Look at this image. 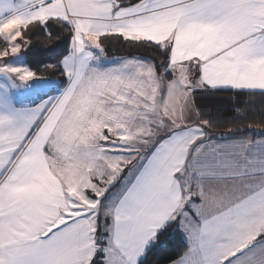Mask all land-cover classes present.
Returning <instances> with one entry per match:
<instances>
[{
    "label": "snow or ice",
    "instance_id": "6c2138e0",
    "mask_svg": "<svg viewBox=\"0 0 264 264\" xmlns=\"http://www.w3.org/2000/svg\"><path fill=\"white\" fill-rule=\"evenodd\" d=\"M51 24L58 81L14 62ZM198 90L264 97V0H0V264H152L175 237L171 264H264V125L191 123Z\"/></svg>",
    "mask_w": 264,
    "mask_h": 264
},
{
    "label": "trees",
    "instance_id": "16d2710c",
    "mask_svg": "<svg viewBox=\"0 0 264 264\" xmlns=\"http://www.w3.org/2000/svg\"><path fill=\"white\" fill-rule=\"evenodd\" d=\"M51 33V35H49ZM28 49L26 61L35 72L38 70L48 71L46 65L57 64L58 59L65 52L68 44L67 31L59 25L51 24L49 29L36 27L26 34ZM107 57H144L154 61L160 66L165 60L164 54L158 50L154 51L147 46L127 45L122 41L104 40ZM36 66H35V65ZM162 71V69H161ZM52 76H61L60 69L51 68ZM193 106L200 119H208L212 122L209 130L217 134H228L229 136L247 135L250 131L243 133H229L230 128L239 127L241 124L251 129L264 125V97L258 94L251 96L248 94L238 95L233 91H217L212 94L203 91H196L192 95ZM185 251V247L180 243L179 237H175L172 243L157 250L151 256L152 264H170L172 260L178 259Z\"/></svg>",
    "mask_w": 264,
    "mask_h": 264
},
{
    "label": "rangeland",
    "instance_id": "374dc122",
    "mask_svg": "<svg viewBox=\"0 0 264 264\" xmlns=\"http://www.w3.org/2000/svg\"><path fill=\"white\" fill-rule=\"evenodd\" d=\"M23 43V42H22ZM27 49H28V44L24 45V47L22 48L21 50V53H23V55L20 56V54H18V57L17 59L14 61L15 63H18V64H24L25 66H29L28 62L26 61V55H24V53H27ZM35 65V64H34ZM36 66V65H35ZM107 66H112L111 64L107 65ZM31 68V67H30ZM48 68V67H46ZM33 70V69H32ZM34 71V70H33ZM51 71V68H48V71H46L44 69V71H41V70H38L36 71L37 75L39 77H42V78H45V79H51V80H55V81H58L59 79H61V76H52L51 74H49ZM50 94H53V93H50ZM27 96V99L24 100L25 103H29L32 99H35L32 95L30 94H25ZM45 99L47 97H44ZM191 99V98H190ZM37 102L39 103V100H37ZM192 108H193V105H192ZM193 112L194 109H192Z\"/></svg>",
    "mask_w": 264,
    "mask_h": 264
},
{
    "label": "crops",
    "instance_id": "0c3cea01",
    "mask_svg": "<svg viewBox=\"0 0 264 264\" xmlns=\"http://www.w3.org/2000/svg\"><path fill=\"white\" fill-rule=\"evenodd\" d=\"M21 55H23V53H21L20 56H21ZM24 55H26V53H24ZM135 57H139V56H135ZM106 58H107L108 61H115V60H119V59L122 58V57H107V56H106ZM146 59H148V58H146ZM148 60H150V59H148ZM150 61H151V60H150ZM161 73H162V71H161ZM170 79H172V76H171V75H169V76L166 77V80H170ZM33 97H34V96H33ZM34 98H35V97H34ZM191 100H192V97H191ZM36 102H37V101H36ZM37 103H38V102H37ZM192 105H193V104H192ZM192 109H194V111H195L194 106H193ZM192 115H193V121H191V123H199V119L196 118V111H195V112L192 111ZM207 131L216 134V136H219V135H220V134H217V133H215V132H213V131H211V130H209V129H207ZM259 131H260V129H258V128L251 129L250 133L247 134V135H244V136H249V135H250L251 138L254 139V140H256V139H260L259 135L257 134ZM170 264H171V263H170Z\"/></svg>",
    "mask_w": 264,
    "mask_h": 264
}]
</instances>
